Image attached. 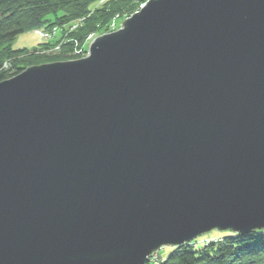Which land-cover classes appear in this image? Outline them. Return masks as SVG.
<instances>
[{
	"label": "water",
	"instance_id": "water-1",
	"mask_svg": "<svg viewBox=\"0 0 264 264\" xmlns=\"http://www.w3.org/2000/svg\"><path fill=\"white\" fill-rule=\"evenodd\" d=\"M122 26L0 81V264L264 229V0H149Z\"/></svg>",
	"mask_w": 264,
	"mask_h": 264
},
{
	"label": "trees",
	"instance_id": "trees-1",
	"mask_svg": "<svg viewBox=\"0 0 264 264\" xmlns=\"http://www.w3.org/2000/svg\"><path fill=\"white\" fill-rule=\"evenodd\" d=\"M133 1L136 0H0V81L21 73L28 66L44 64L38 59L37 51L58 43L46 40L34 50H14L10 42L19 34L70 25L84 18L85 25L70 32L71 39L67 42L59 43L60 54L67 56L77 42L79 46L83 43L88 32L108 24L117 12L131 8ZM97 2H103V6L92 9ZM7 59L13 63L9 70L3 67ZM159 264H264V234L260 230L241 235L229 233L222 242L202 249L185 244L174 248Z\"/></svg>",
	"mask_w": 264,
	"mask_h": 264
},
{
	"label": "rangeland",
	"instance_id": "rangeland-1",
	"mask_svg": "<svg viewBox=\"0 0 264 264\" xmlns=\"http://www.w3.org/2000/svg\"><path fill=\"white\" fill-rule=\"evenodd\" d=\"M148 1L149 0L133 1V5H130L131 8L126 7L122 9L121 11L117 12L108 24L102 27L97 26L95 27L94 30L88 32L83 43L80 44L79 46L78 44L79 42H77L76 44H78V47L75 44L74 48L68 51L67 56H62L60 54L59 48L57 47L59 46V43L67 42L68 39H71V38L69 37V34H68L69 31L65 32V29L62 27L60 28V26H55L51 29H45V30L36 29V30L21 33L10 42V45L14 50L16 49L34 50L40 46V43L46 42L45 36H42V33H49L50 38L52 34L55 35L51 38V41L56 40L58 41V43L57 45H51V47L46 48L45 50H41L43 52L37 51V57H39L38 58L39 60L43 61V63H50V62H56V61H69V60L81 59L89 55L88 52H89L90 44L96 37L121 29L123 27L122 26L123 21L127 18L132 17V15L135 12L140 11L146 5ZM98 4H99L98 2L93 4L92 9L96 8ZM84 25H85L84 18L83 19L81 18V20H78L77 22H75L74 26L70 28V31L74 30L73 28H77V29L82 28ZM66 27L69 28L70 25H66ZM12 64H13L12 59H7L3 62V67L5 68V70H9ZM36 65H39V64H36ZM258 230H260L264 234V229H255L250 232L258 231ZM250 232H247V233H250ZM229 233H233V232L213 229L209 232H206V233H203L197 236L196 238L192 239L190 242L183 243L182 245L188 244L198 249H202L204 246L208 244L222 242L225 236H227ZM247 233H243V234H247ZM234 234L241 235L237 233H234ZM174 248L176 247L175 246L172 247L169 245L162 246L146 260L145 264H159L160 262H162L164 259H166L169 256V254L174 250Z\"/></svg>",
	"mask_w": 264,
	"mask_h": 264
},
{
	"label": "bare ground",
	"instance_id": "bare-ground-1",
	"mask_svg": "<svg viewBox=\"0 0 264 264\" xmlns=\"http://www.w3.org/2000/svg\"><path fill=\"white\" fill-rule=\"evenodd\" d=\"M102 6H103V3H100V4H98L97 8H101ZM74 24H75V22L72 23V24H70V27H69V28H67L66 25L60 26V28L62 27V28L65 29V32H68V31H69V33H70V32H72V31L78 30L77 28H73L74 30H71V31H70V28L73 27ZM57 33H58V32H57ZM57 33H56V34H57ZM69 33H68V34H69ZM54 36H55V35H54ZM56 36H57V35H56ZM58 37H59V36H58ZM59 38H60V37H59ZM58 40H59V39H58ZM90 45H91V44H90ZM57 48H59V50H60V46H58ZM89 51H90V47H89ZM88 54H89V52H88ZM180 246H181V245H180Z\"/></svg>",
	"mask_w": 264,
	"mask_h": 264
},
{
	"label": "built area",
	"instance_id": "built-area-1",
	"mask_svg": "<svg viewBox=\"0 0 264 264\" xmlns=\"http://www.w3.org/2000/svg\"><path fill=\"white\" fill-rule=\"evenodd\" d=\"M79 20H81V19H79ZM83 21V20H82ZM42 36H45V39L46 40H49V39H51L54 35L52 34V36H51V38H50V34L49 33H42Z\"/></svg>",
	"mask_w": 264,
	"mask_h": 264
}]
</instances>
